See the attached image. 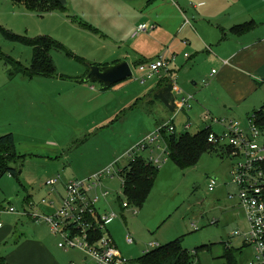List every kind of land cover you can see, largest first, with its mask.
Listing matches in <instances>:
<instances>
[{"label":"rangeland","instance_id":"obj_1","mask_svg":"<svg viewBox=\"0 0 264 264\" xmlns=\"http://www.w3.org/2000/svg\"><path fill=\"white\" fill-rule=\"evenodd\" d=\"M82 3H86L85 6ZM125 4L127 0H67L62 7L37 11L11 0H0V51L6 57L29 67L33 50L23 42L10 40L4 32L25 39L46 37L64 48L50 52L57 75L53 78L16 76L9 79L8 67L0 61V136L12 134L15 151L22 156L21 165L13 166L20 172L18 177L7 173L0 179V218L2 214L11 215L6 214L10 208L15 211L13 215H22L24 200L28 197L45 206H54L52 197L59 199L56 212L61 206L63 186L88 181L113 166L116 176L101 179L102 193H108V212L115 215L107 231L118 251L132 264L140 263L152 243L164 246L176 239L191 255L190 264H225L224 249L232 250L236 264H250L254 257L252 247L243 246L242 240L231 237L234 232L247 230L246 218L235 197L227 198L235 193L229 185L233 160L216 149L210 147L195 166L185 170H180L171 160L160 164L146 203L141 208L123 210L121 207L124 197L119 169L133 159L148 157V151H137L138 145L177 112L174 93H171L173 102L169 99L166 104L155 102L150 96L157 78L145 83L138 79L140 75L135 65L143 60L140 56L144 55L139 53L142 41L148 39H127L124 32L123 36H108L107 28L100 25V18L95 17V22L91 19L98 9L115 15V11L123 7L132 22H157L150 17V21L138 18L139 15ZM164 48L160 56H165ZM117 60L130 65L132 78L106 91L97 83H80L90 66H107ZM193 80L197 86L189 83L183 94L192 93L197 103L189 113L175 115L178 134L182 133L179 127L188 117L189 134L202 130L200 115L207 106L197 98L202 97L206 88L201 81ZM91 86L94 87L90 89ZM202 99L211 102L210 97ZM171 104L172 113L167 107ZM216 117L237 120L229 116ZM259 142L263 144L264 138ZM163 147L162 143L161 150ZM58 177L54 192L47 194L45 182ZM213 178L217 186L209 192L207 185ZM98 197L97 207L106 208L100 200L102 196ZM32 208L31 205L26 212L34 211ZM214 221L217 223L213 224ZM126 236L133 241L132 245L126 243ZM55 240L56 255L62 264H94L91 260L84 261L85 256L78 250L57 248L60 239Z\"/></svg>","mask_w":264,"mask_h":264},{"label":"crops","instance_id":"obj_2","mask_svg":"<svg viewBox=\"0 0 264 264\" xmlns=\"http://www.w3.org/2000/svg\"><path fill=\"white\" fill-rule=\"evenodd\" d=\"M85 4L82 3L83 6ZM127 4L125 7L132 9L139 15L138 18L150 21V17L157 24L132 22L130 14L123 7L118 8L115 15L98 9L91 19L100 18V25L107 28L108 32L105 30V33L108 36H121L124 32L127 39H148L142 41L143 48L139 53L145 56H140L144 61L151 57L157 58L162 47H166L164 55L171 59L168 70L176 77V81L173 84L169 80L161 90L158 85L153 86L150 93L153 101L166 104L170 99L173 102L171 93H174V102L177 100L178 103L184 95V89L188 90L189 83L197 86L195 79L201 81V84L204 81L207 83L204 87L206 91L202 97L198 95L197 98L207 106L200 115L202 120L203 115L209 114L216 119H219L216 115L229 116L237 119L229 121L244 124L250 114L264 106V0H127ZM83 13L89 19L84 8ZM140 25L153 28L147 32H137ZM241 25H247V28L238 29ZM234 27L237 30H233ZM185 55L188 57L185 58ZM117 62L119 60L113 64ZM212 71L215 73L212 74ZM206 97H210L211 102L202 99ZM194 103L191 104V111L197 102ZM167 107L172 113V104ZM175 109L177 112L169 119L179 115L177 107ZM190 110L180 113L186 114ZM186 123L191 125L189 117L180 125L181 131ZM207 126L210 124L203 122L202 129ZM214 127L218 129L215 132L222 130L219 126ZM98 195L102 196V190L97 191ZM107 198L100 197L104 206H107ZM52 200L54 206H45L32 202L28 197L24 200L23 211L30 210L32 205L34 211L52 215L60 201L55 197ZM108 206L97 208L104 213L108 212ZM7 215H1L3 220L0 218L3 224L0 230V261L4 264H62L55 251L57 237L50 234L45 224L32 222L19 214ZM106 232L109 235L107 227Z\"/></svg>","mask_w":264,"mask_h":264},{"label":"built area","instance_id":"obj_3","mask_svg":"<svg viewBox=\"0 0 264 264\" xmlns=\"http://www.w3.org/2000/svg\"><path fill=\"white\" fill-rule=\"evenodd\" d=\"M152 28L140 25L137 32H147ZM164 57L159 55L151 62L138 66L137 73L140 75L138 79L145 83L154 78L161 80L168 76L170 82L175 84L176 77L168 70L171 59ZM187 57L185 55V58ZM214 73L215 71H212V74ZM205 86L207 83L203 82V87ZM193 101L191 95L181 96L177 103L178 112L190 110ZM254 120V113L247 117L244 124L216 119L209 114L203 115V122L210 124L209 127H205L209 130L208 145L233 160L229 185L234 188L235 193L227 195V198L235 197L247 221V230L234 232L231 237L242 240L243 246L252 247L254 257L250 264H264V143L259 142L264 136L255 126ZM211 126H219L222 130L217 133ZM190 128L191 125L186 123L182 126V131L187 132ZM163 131L176 132L173 118L159 126L152 136L137 147L139 152H149L145 159L156 167L165 163L168 156L162 141ZM162 143L164 147L161 150ZM112 167L88 181L67 183L62 193L61 206L54 214L40 215L35 211L29 213L24 211L22 215L47 225L51 235L60 239L58 248L65 251L78 250L85 256V261L91 260L94 264H132L121 255L106 232V227L113 221L115 215L111 212L101 213L97 208L99 202L97 191L102 190L101 179L104 177L113 179L116 175L112 172ZM58 180L59 177L45 182V187L48 188L47 194L54 192ZM216 186V179H209L208 191L213 192ZM107 196V192L102 193L103 199ZM44 203L43 200L42 204ZM121 205L123 209L130 208L127 201H123ZM6 213L13 214L15 211L10 208ZM133 213L136 214L135 211ZM216 223L217 221L213 222ZM2 228L3 224L0 221V230ZM97 231L101 233L100 238L96 236ZM126 243L132 245L133 241L126 236ZM157 247L158 245L154 243L150 245L151 250Z\"/></svg>","mask_w":264,"mask_h":264},{"label":"trees","instance_id":"obj_4","mask_svg":"<svg viewBox=\"0 0 264 264\" xmlns=\"http://www.w3.org/2000/svg\"><path fill=\"white\" fill-rule=\"evenodd\" d=\"M11 1L26 7L28 10L47 11L56 7H62L57 0ZM246 28L247 25H241L238 29L243 30ZM233 30H237V27H234ZM4 33L10 40L23 42L33 50V60L29 67H24L21 63L6 57L0 51V61L8 67L7 74L9 79H13L16 76L28 79L53 78L57 76L50 52L53 50L63 51L64 48L59 43L46 37L25 39L8 32ZM151 61L140 60L135 66L138 67ZM158 81L157 85L161 90L169 83V77L165 76ZM253 113L255 115L254 124L264 136V106ZM208 131L206 128H203L193 135L188 132L178 134L177 130L174 133L163 131L162 141L166 146L167 160H171L180 170L195 166L202 154L210 150L211 146L207 143ZM21 161L22 156H19L15 151L13 135L6 134L0 136V179L7 173L12 177H18L20 172L16 168H13V166H20ZM157 172L158 167L148 163L145 158L133 159L125 167L119 169L118 176L122 177V195L124 201H127L130 207L141 208L146 203L153 188ZM96 236L100 238L101 233L97 231ZM224 252L225 264H236L232 250L224 249ZM193 253L196 255L195 252ZM191 259V255L182 248L180 240L176 239L164 246H158L147 253H143L139 264H190ZM0 264L4 263L0 261Z\"/></svg>","mask_w":264,"mask_h":264},{"label":"water","instance_id":"obj_5","mask_svg":"<svg viewBox=\"0 0 264 264\" xmlns=\"http://www.w3.org/2000/svg\"><path fill=\"white\" fill-rule=\"evenodd\" d=\"M64 6L67 0H57ZM133 77L132 69L126 61H120L107 66H90L87 74L80 80L82 84H100L101 89L107 90L111 86Z\"/></svg>","mask_w":264,"mask_h":264}]
</instances>
